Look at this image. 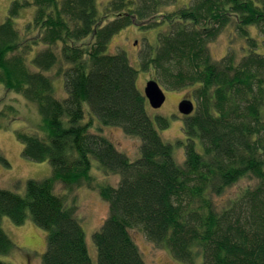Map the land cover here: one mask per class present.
<instances>
[{"label":"trees","instance_id":"16d2710c","mask_svg":"<svg viewBox=\"0 0 264 264\" xmlns=\"http://www.w3.org/2000/svg\"><path fill=\"white\" fill-rule=\"evenodd\" d=\"M175 2L11 0L0 23V85L36 107L35 132L15 136L22 155L48 162L50 173L0 188L1 256L15 247L2 227L6 217L45 231L41 264H93L72 195L84 187L108 208L92 234L97 264H146L134 229L182 264H264V0H190L168 11ZM30 7L20 31L14 19ZM131 25L158 28L138 68L123 51L107 53ZM229 26L243 54L237 58L231 45L213 60L208 43ZM150 68L160 86L188 88L195 99V110L182 115V140L164 141L159 131L168 120L146 110L135 82ZM111 126L138 139V156L130 159L103 134ZM0 162L7 164L1 151ZM95 162L96 174L118 176L116 184L96 180ZM242 180L251 183L215 202Z\"/></svg>","mask_w":264,"mask_h":264},{"label":"rangeland","instance_id":"374dc122","mask_svg":"<svg viewBox=\"0 0 264 264\" xmlns=\"http://www.w3.org/2000/svg\"><path fill=\"white\" fill-rule=\"evenodd\" d=\"M108 0H97L102 6ZM190 0H176V2L167 8L173 11L185 6ZM11 0H0V23L3 22L8 14V8ZM34 7L21 11L19 16L14 19L15 26L23 30L24 24L32 19ZM164 28V26H163ZM251 35L257 36L254 28H250ZM157 29L140 30L135 25H131L118 34H116L107 46V53L115 54L123 51L127 54L130 63L138 68V55L146 45L156 43ZM243 41L232 31V27L222 30L217 37L208 43L209 53L213 60H219L229 50L232 45L236 50V56H242L241 45ZM50 76L53 73H49ZM155 74L150 68L148 70H139L136 77V87L144 95V88L149 80H154ZM55 96L62 99L66 96L63 79L58 78L54 81ZM165 95V101L158 109H153L147 103L146 110L154 118L156 115L166 118L169 125L166 129L159 131L162 139L166 142L174 143L176 140H182V114H180L178 105L182 100H188L192 104V110L196 108L194 97L188 88L181 90H172L160 86ZM12 107L15 112H12ZM85 105V110L87 111ZM192 111V112H193ZM88 120V119H87ZM41 118L36 107L24 100L21 95L11 91H5L0 85V151L7 161V164L0 162V188L14 190L13 184L17 181L24 182L27 179H42L49 175L50 166L48 162H34L28 160L22 155V144L16 139V130L33 133L34 128L39 124ZM86 121V120H85ZM103 134L116 146V148L126 154L130 159L138 156V139L125 136L118 127H104ZM200 148V144H197ZM174 156L177 162L183 161L184 153L182 147L174 149ZM96 162L93 163L92 173L96 174ZM94 174V175H95ZM97 181H106L111 185L116 184L118 176L103 177L102 174H96ZM248 180H242L232 186L225 195L215 198V202H224L227 197H233L237 191L250 184ZM56 191L62 193V187L56 185ZM73 196L77 197L78 211L84 233L88 252L93 264L96 262V251L92 242V234L98 229L107 216V204L101 200L97 191H92L81 187L76 189ZM2 227L5 233L14 243V249L9 255L1 256L0 260L10 264H41V255L45 250V231L37 227L31 221L23 225H14L8 218L3 217ZM131 237L138 246L141 255L146 264H182L175 260L171 254L164 248L156 247L148 242L144 235L137 229L130 231Z\"/></svg>","mask_w":264,"mask_h":264},{"label":"water","instance_id":"95a60500","mask_svg":"<svg viewBox=\"0 0 264 264\" xmlns=\"http://www.w3.org/2000/svg\"><path fill=\"white\" fill-rule=\"evenodd\" d=\"M144 97L148 101L150 107L153 109L160 108L165 101V95L162 92L160 85L155 80L147 81L144 88ZM192 108L191 102L185 99L182 100L178 105L179 112L182 115L190 114Z\"/></svg>","mask_w":264,"mask_h":264}]
</instances>
